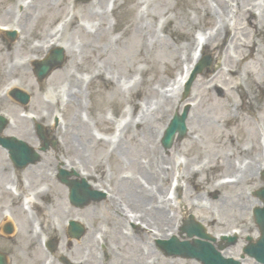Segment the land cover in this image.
<instances>
[{"label":"rangeland","instance_id":"1","mask_svg":"<svg viewBox=\"0 0 264 264\" xmlns=\"http://www.w3.org/2000/svg\"><path fill=\"white\" fill-rule=\"evenodd\" d=\"M97 1L32 0L22 7L17 0H0V24L19 28L14 40L0 34V91L15 81L30 96L26 106L11 97L0 98V111L11 119L2 136L14 135L37 150L40 140L34 121L23 115L31 112L44 125L48 143L58 140L56 150L40 153L39 162L20 173L12 171L0 150V166L6 165L4 171L0 167V222L3 214H10L6 222L13 224V233L19 228L20 240H31L32 249L39 248L45 233L37 229L36 215L19 216L22 199L14 198L4 186L20 181L24 191L34 194L46 187L53 196H58L60 186L65 205L45 204L40 196L34 201L40 207L44 204L54 223L47 237L57 240L56 252L64 251L70 264H200L166 257L155 246L156 239L177 235L189 214L212 236L238 231L240 240L222 253L239 258L244 237L258 235L250 211L256 206L255 191L264 187L262 42L258 40L262 52L255 59L241 62L239 57L248 51L237 52L232 38L221 31L220 41L204 47L212 60L210 70L198 74L185 100L180 92L168 98L164 93H170L173 79L189 62V56L183 55L193 49L201 32L208 41L221 23L218 14L223 6L219 9L210 0H105L97 8ZM236 1L229 0L226 7L230 29L234 24L247 27L243 16L235 13ZM249 3L256 21L264 23V0ZM64 16L74 19L67 31L68 25L55 36L66 45L64 63L38 85L28 59L45 56L39 45ZM252 38V29L236 31L238 43ZM103 77L107 82H102ZM79 81L80 88L73 87ZM236 84L239 89H232ZM186 101L191 104L188 132L164 149V130ZM139 120L146 132L139 129ZM221 134L225 137L219 140ZM77 160L83 163L74 165ZM59 169L70 172V180L84 178L90 190H103L107 196L83 207L71 205L68 189L56 178ZM133 190L141 198L152 199L133 201L129 196ZM130 209L137 223L125 221L123 215ZM139 213L148 222L140 225L151 237L145 243L130 237L140 222ZM110 215L123 222L115 229L118 232L110 227ZM73 219L85 228L79 239L68 236L67 223ZM1 231L0 252L7 264H31L34 254L27 253L11 233ZM101 234L105 235L102 242ZM51 257V264H63ZM242 264L256 263L246 256Z\"/></svg>","mask_w":264,"mask_h":264},{"label":"water","instance_id":"2","mask_svg":"<svg viewBox=\"0 0 264 264\" xmlns=\"http://www.w3.org/2000/svg\"><path fill=\"white\" fill-rule=\"evenodd\" d=\"M63 58L62 50H55L49 59L38 65L36 72L37 78L42 79L53 67L61 66L63 63ZM209 64L210 60L204 59L200 64L197 73H199L204 66H208ZM186 93H188V90ZM14 96L23 104L28 102V95L22 91H16ZM186 114L187 111L185 110L180 117H175L171 121L163 139V144L165 147H170L175 132H178V139H181L185 135L186 127L184 120L186 118ZM5 122V119L0 117V130L4 127ZM40 127L41 126H38L39 130ZM39 132H41V130ZM0 143L10 149L13 162L19 167H23L28 163L35 162L39 158L38 155L34 153L26 143L17 140L14 137L0 139ZM46 146L47 145H44L43 150L46 148ZM66 175L69 174L61 170L59 178L63 183H66L69 186V199L73 205L84 206L90 200L95 201L100 199L94 192L92 193L88 190L89 186L84 180L81 182H71L65 178ZM260 196L264 203V190L260 192ZM255 222L258 225L260 237L254 243L249 242V244L244 248V252L249 256L256 258L259 262L264 263V206L262 208L255 209ZM70 225V235L74 238H79L84 232L83 227L76 222H71ZM6 231L9 232L10 228L7 227ZM181 233H186L187 237L196 236L198 239L193 238L192 241H179L175 236H173L168 241H159L158 247L164 253V255L194 258L200 261L202 264H239L237 261L224 259L221 254L206 241L212 238L205 232L204 228L200 224L189 220L187 224L181 229ZM247 240L250 241L251 239L247 238ZM235 241L236 238H230L228 239L227 244H233ZM223 247L224 246L219 245L220 249ZM0 264H5L4 256L1 254Z\"/></svg>","mask_w":264,"mask_h":264},{"label":"bare ground","instance_id":"3","mask_svg":"<svg viewBox=\"0 0 264 264\" xmlns=\"http://www.w3.org/2000/svg\"><path fill=\"white\" fill-rule=\"evenodd\" d=\"M17 1H22V0H17ZM210 1H212V2H214L215 4H216V6L217 7H219V9L223 6V10L221 9V11H220V13L218 14V17H220L222 20H221V23H220V25L218 26V28L217 29H215V32L212 34V35H210L209 36V38H208V40H209V42H210V40H212L208 45H207V48L208 47H210V46H212L215 42H216V40H219L220 41V34H221V31H224V37L226 38V37H231L232 39H231V46L232 47H234L236 50H237V52L240 50V49H246L247 51H248V53L246 54V55H242V56H240L239 57V60L241 61V62H245V61H247V60H249V59H255L257 56H258V54H260L262 51L259 49V45H258V40L259 41H261L262 42V46H264V23L262 24V23H260V22H258V21H256V16H254L255 15V12L254 11H252V7H251V5H250V3H249V0H237L236 1V11H235V13H237V11H238V15H241V16H243V19L245 20V22H246V24H247V27H240V28H238V27H236V24H234L233 25V27H232V29H230V26H229V24H228V22L225 20V18H227V17H229V14H226L225 12H226V7L229 5V0H210ZM93 2L91 1V4H92ZM105 4V0H98L97 2H96V4H95V6H97V8L98 7H102V5H104ZM91 10H93V8L91 7ZM26 13V12H25ZM24 13V14H25ZM24 14H23V16H24ZM95 14V13H94ZM103 14H107V11H106V9L104 8V12H103ZM236 15V14H235ZM52 16H49L48 17V19L49 18H51ZM74 18H75V20H76V16H74ZM234 18V15H232V17L230 18V19H233ZM234 21V20H233ZM74 22V19L72 18L71 19V22L69 23V25H68V27L66 28V31H67V29L70 27V25L72 24ZM235 22V21H234ZM12 29H15L12 25H8V24H4V26H0V32H2V31H4V30H12ZM238 29H241V30H243V29H252V31H253V33H254V38H252L251 40H249V41H242L241 43H238V42H236L235 41V36H236V31H238ZM66 31H65V33H66ZM65 35V34H64ZM66 36V35H65ZM64 36V37H65ZM256 38H257V40H256ZM233 39H234V41H233ZM64 40V39H63ZM187 42L189 41V35L187 36ZM52 41V39H51V37H47L44 41H43V43L44 44H47V43H49V42H51ZM219 41L217 42V44L219 43ZM56 43H58V45H60L61 46V48H65V46H64V43H63V41H58V40H56L55 41ZM192 42H193V37H192ZM226 43V42H225ZM198 44H199V41L197 42V44L195 43V47H194V49H192V51H190L189 52V54H184L183 55V57L184 58H186V56L188 55L189 56V61H193V59H194V57H195V55H196V53H197V48H198ZM216 44V45H217ZM215 45V46H216ZM40 46V49L43 47V45H39ZM9 49V48H8ZM6 57H8V54H4ZM35 57H32V58H30V59H28V60H30V61H32L33 59H34ZM264 59V58H263ZM190 66L189 65H187V67H186V69L184 70V71H182V73L181 74H179V75H177V77H176V82L178 83L176 86H182L183 85V83L186 81V79H187V77H188V75H189V72H190ZM218 75H221L222 77H223V74H222V72L219 70V72H218ZM216 76V75H215ZM100 77V76H99ZM95 78H98V74H95ZM101 80H102V82H104V81H106V79H104V77L103 78H101ZM107 82V81H106ZM75 83V82H74ZM220 83V82H219ZM192 84V83H191ZM18 86V84L17 83H12V84H10L9 85V87H17ZM77 87V88H80V81H79V84H76L75 83V85H73V87ZM239 87H240V84H236L235 86H233L232 87V89H235V90H237V89H239ZM128 90L127 91H129V90H131L130 88H127ZM244 93L246 92V91H243ZM72 96V95H71ZM74 96H77V94L75 93V95ZM74 98V97H73ZM70 101H71V99H70ZM69 101V102H70ZM132 108H133V110L135 109V105H134V103H133V106H132ZM32 115H27V117H31ZM33 117V116H32ZM142 117H144V115H142ZM147 121V120H146ZM138 122H140V123H138L139 124V129L140 128H142V129H144V126L142 125V120H139ZM145 122V121H144ZM147 123V122H146ZM144 124V123H143ZM147 129V128H146ZM146 129H144L145 130V132H146ZM122 130V129H121ZM125 130V126L123 127V131ZM144 130L142 131V132H144ZM232 132H227L226 134H227V136H228V138L230 139V141H232V140H234V137H233V135L231 134ZM264 134V133H263ZM225 137V135L224 134H221L220 136H219V140H222L223 138ZM83 162H82V160H77L75 163H74V165H81ZM3 168L5 169V165H3ZM31 169V167L30 168H28V171ZM85 170V169H84ZM247 171V170H246ZM245 171V172H246ZM244 172V173H245ZM59 186V185H58ZM97 186V185H96ZM21 187H22V185H21ZM94 187V186H93ZM38 188V187H37ZM36 188V189H37ZM56 190H58V196H53V195H50L49 194V190H48V188H46V187H43V188H39V189H37V193H34V194H28L26 197L24 196V195H21V193H20V191L18 190V192L16 193L17 195V197H19V196H21L23 199L25 198V200H27V203L30 205V215L31 216H35L36 215V217H37V219H38V229L40 230V231H43L44 233H45V237L42 239V240H46V237L49 235V234H51L50 233V230H51V228L50 227H52V225L54 226V223H52L51 222V220H50V218L48 217V215H47V212H46V209L44 208V204H42V207H40V204L39 203H37V202H35L34 201V199L35 198H37V196H40L42 199H44V203L45 204H51V205H53L54 207H57V206H62V205H65V202H64V189L62 188V187H57L56 188ZM23 191H24V189H23ZM22 191V189H21V192H22V194H25V192H23ZM137 193L139 194V191L138 190H133V193H131L129 196H130V199L132 198L133 199V201L136 199V201H139L140 199L143 201H150L151 199H146V197L144 198H141V196H137ZM158 197H159V195H158ZM135 198V199H134ZM255 202H256V204H258V201L257 200H255ZM32 208H35L36 209V211L34 212L33 211V209ZM162 210H160L161 211V214H163V212L165 211V209H164V207L162 206V208H161ZM18 210V209H17ZM104 210L107 212L106 213V215H108V213H110V212H108L107 210H106V208H104ZM24 210L22 209V208H20V210H19V212H17L18 213V215L19 216H22L23 214H24V212H23ZM129 211H131V212H134V211H132L131 209L129 210ZM136 212V211H135ZM158 214H160V212L158 213ZM3 216V220H1V222H0V231L1 232H3V228H4V225H5V223H6V221H8V219L11 217L10 216V214H8V213H6V214H3L2 215ZM136 216H138L139 217V219L141 220V223H146V225H147V219H146V217H144L141 213H139V214H137ZM123 217L125 218V220L128 222V223H130L131 221H130V218L129 217H127L126 215H123ZM76 218V217H75ZM76 219H79V218H76ZM109 223H110V227L111 228H113V230L115 231V229H119L122 225H123V222H122V220L119 218V217H114V216H109ZM140 223V224H141ZM13 230H14V226H13ZM18 230H19V228H17L15 231H14V233L12 234H10V236H12V238L13 239H19L20 240V238H19V236L17 235L18 234ZM54 230V229H53ZM54 232V231H53ZM115 232H118V230L117 231H115ZM104 234V233H103ZM131 235H130V237H131V239L133 238V240H135L136 242H138L137 240H139V238L140 239H143V241H140L139 240V242H141V243H145V240L146 239H149V238H151L149 235V233H148V231H145V230H143L140 226H138L137 225V228L135 229V230H133V231H131V233H130ZM100 240L102 241V240H104L105 239V235H104V237H102L101 235H100ZM18 242V241H17ZM40 242V241H39ZM20 243H21V245H22V247L24 248V249H26V250H29L27 253H33L34 254V260L31 262V264H36V263H39V262H41L42 264H47V252L45 251V250H43L42 248H36L35 250H33L32 249V246H33V243H32V241L31 240H28V239H26V240H20ZM68 243V242H67ZM107 250V249H106ZM105 250V251H106ZM39 256V257H38ZM54 256L56 257V258H58V257H64V256H66V254H65V252L63 251H58V252H55L54 253ZM16 261V260H15ZM54 263V262H53Z\"/></svg>","mask_w":264,"mask_h":264}]
</instances>
